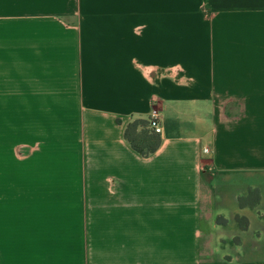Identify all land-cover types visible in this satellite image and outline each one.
<instances>
[{
  "label": "crops",
  "instance_id": "obj_1",
  "mask_svg": "<svg viewBox=\"0 0 264 264\" xmlns=\"http://www.w3.org/2000/svg\"><path fill=\"white\" fill-rule=\"evenodd\" d=\"M0 264H264V0H0Z\"/></svg>",
  "mask_w": 264,
  "mask_h": 264
},
{
  "label": "trees",
  "instance_id": "obj_2",
  "mask_svg": "<svg viewBox=\"0 0 264 264\" xmlns=\"http://www.w3.org/2000/svg\"><path fill=\"white\" fill-rule=\"evenodd\" d=\"M136 123H141L142 126H145L147 122L135 120L129 123L125 129V137L132 143L133 148L139 153L146 154L153 152L158 145L157 134L150 131L152 135L148 138H143L142 141L140 142L141 145H139L135 141L136 139L132 136V130H131V128H134Z\"/></svg>",
  "mask_w": 264,
  "mask_h": 264
},
{
  "label": "built area",
  "instance_id": "obj_3",
  "mask_svg": "<svg viewBox=\"0 0 264 264\" xmlns=\"http://www.w3.org/2000/svg\"><path fill=\"white\" fill-rule=\"evenodd\" d=\"M158 98L153 97L150 100V110L149 114L146 120V127L151 132L160 134L162 130V125L160 121V112L159 108L157 107ZM202 151L206 154H211L213 151V144L212 140L210 138L207 140V143L205 146L202 147Z\"/></svg>",
  "mask_w": 264,
  "mask_h": 264
},
{
  "label": "rangeland",
  "instance_id": "obj_4",
  "mask_svg": "<svg viewBox=\"0 0 264 264\" xmlns=\"http://www.w3.org/2000/svg\"><path fill=\"white\" fill-rule=\"evenodd\" d=\"M132 136L136 139L135 141L139 144L143 138H148L152 135L147 127L142 126L141 123H136L134 128H131Z\"/></svg>",
  "mask_w": 264,
  "mask_h": 264
}]
</instances>
